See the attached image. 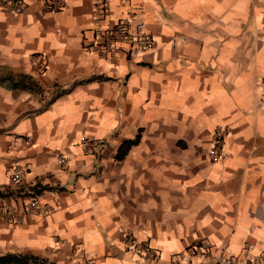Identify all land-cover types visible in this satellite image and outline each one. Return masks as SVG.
Here are the masks:
<instances>
[{"label":"crops","instance_id":"obj_1","mask_svg":"<svg viewBox=\"0 0 264 264\" xmlns=\"http://www.w3.org/2000/svg\"><path fill=\"white\" fill-rule=\"evenodd\" d=\"M103 3L50 13L43 0H0V210L12 215L0 218V256L264 264V0ZM121 18L142 23L150 50L94 49ZM30 197L54 211H22ZM124 233L157 255L125 248ZM201 241L209 255L177 256Z\"/></svg>","mask_w":264,"mask_h":264},{"label":"built area","instance_id":"obj_2","mask_svg":"<svg viewBox=\"0 0 264 264\" xmlns=\"http://www.w3.org/2000/svg\"><path fill=\"white\" fill-rule=\"evenodd\" d=\"M109 0H104L103 5L106 6ZM11 11H18L21 9L22 3L20 1L10 2ZM65 6V0H43V11L44 12H60ZM4 8V7H3ZM5 9V8H4ZM153 46V37L146 33L143 29L141 22H132L126 18H121L113 26H106L100 32L97 37V41L94 44V49L98 50L100 54L106 55L107 57L112 56L117 50L122 47L126 48V54L128 57H135L141 52L148 51ZM42 67L39 66V69ZM261 83L264 86V77L261 79ZM264 100V92L262 95ZM228 132V128H219L215 130L213 143L209 151L210 161L215 162L223 157V140L225 134ZM88 144H84L87 148ZM58 162L60 164L65 163L62 155H59ZM21 176V172L16 170L12 173V179L14 182L18 181ZM22 211H29L39 215H47L54 211L53 207L39 206L34 198H28L22 205ZM0 218L4 220H10L12 218L11 213L8 210H0ZM16 220L23 222V216L21 214L16 215ZM121 241L125 248H138L145 251L150 257H155L157 251L155 248L138 241L135 236L131 233H124L121 236ZM211 245L206 241L193 243L185 248L184 251L180 252L178 257L187 256H207L210 254ZM91 260V258H89ZM226 264H232L233 258L229 257L224 259Z\"/></svg>","mask_w":264,"mask_h":264},{"label":"trees","instance_id":"obj_3","mask_svg":"<svg viewBox=\"0 0 264 264\" xmlns=\"http://www.w3.org/2000/svg\"><path fill=\"white\" fill-rule=\"evenodd\" d=\"M137 139L134 140H127L125 141L122 146L120 147L121 152L128 149L132 144L136 142ZM29 257L24 254H6L3 256H0V264H9L11 262H16L18 264H25ZM34 261L38 260L37 258H33ZM41 263H46V260L44 259H39Z\"/></svg>","mask_w":264,"mask_h":264}]
</instances>
